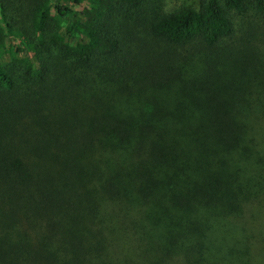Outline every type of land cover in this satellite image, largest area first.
Returning <instances> with one entry per match:
<instances>
[{"label":"trees","instance_id":"obj_1","mask_svg":"<svg viewBox=\"0 0 264 264\" xmlns=\"http://www.w3.org/2000/svg\"><path fill=\"white\" fill-rule=\"evenodd\" d=\"M261 48L264 0H0V264H264ZM194 67L197 113L132 104Z\"/></svg>","mask_w":264,"mask_h":264},{"label":"rangeland","instance_id":"obj_2","mask_svg":"<svg viewBox=\"0 0 264 264\" xmlns=\"http://www.w3.org/2000/svg\"><path fill=\"white\" fill-rule=\"evenodd\" d=\"M188 2L190 0H163V4H165L166 9H170L176 5L181 4L182 2ZM259 60L256 62V65L259 67L261 71H264V48H261V52L259 54ZM218 73V72H214ZM218 75V74H217ZM215 79V82L213 84V87L221 93L223 96H228L230 92L232 91L233 87L230 85V82L228 79L222 77V75H218ZM181 79H178L174 82L168 83V85L163 87H154L149 92L148 100L142 97V93L140 94V91H135L132 93L133 95V101L136 107L140 108V105H143V107H146L148 110L151 111L153 108V104H151V98L154 96L155 98L162 100V103L167 106L170 110H173L175 113L168 111V109L165 112V114L168 116V122H172L174 124L177 123L176 118L174 119V114H183L187 115L188 113L192 112H198V110L201 108L200 106L206 101L208 98V89L206 86V82L210 81L204 74V70L200 68H188L186 69L181 77ZM212 84V83H211ZM187 86V89H185ZM196 86H200V90L196 91L194 89ZM185 87V88H184ZM177 88H183V92H181V89H179V94L175 97L174 92ZM199 88V87H197ZM153 94V95H152ZM148 101V102H147ZM147 102V103H145ZM200 103L201 105L199 106ZM139 104V105H138ZM187 120L179 121L178 125L175 127H178L177 130L182 129L185 127V124H188L191 122V119L186 118ZM165 120V121H167ZM162 127V125L158 124ZM178 133V131H177ZM173 134L174 133L173 131ZM171 135V137L167 141V148L169 150V153L172 156H179V145L175 141V136ZM182 157L177 160L175 163L176 168H180L182 161ZM192 177H195L196 172L192 171L190 173ZM129 234V233H127ZM131 235L133 233L131 232ZM127 236H123L121 243H124L125 240H127ZM137 245V242H136ZM125 250H120L118 246H116V250H108L110 252H107V256L113 261V264H141L142 261H144V256L141 255L140 249L138 247H135V244L133 241L129 239V243H124ZM143 256V257H142ZM105 261L110 262L107 258H105Z\"/></svg>","mask_w":264,"mask_h":264}]
</instances>
